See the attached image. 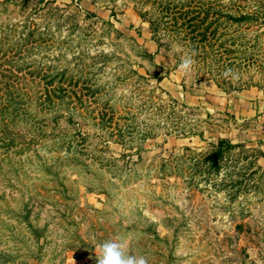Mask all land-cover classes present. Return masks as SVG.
Instances as JSON below:
<instances>
[{"label":"rangeland","instance_id":"374dc122","mask_svg":"<svg viewBox=\"0 0 264 264\" xmlns=\"http://www.w3.org/2000/svg\"><path fill=\"white\" fill-rule=\"evenodd\" d=\"M263 100L264 0H0V264H264Z\"/></svg>","mask_w":264,"mask_h":264},{"label":"clouds","instance_id":"9594fccd","mask_svg":"<svg viewBox=\"0 0 264 264\" xmlns=\"http://www.w3.org/2000/svg\"><path fill=\"white\" fill-rule=\"evenodd\" d=\"M195 63L192 56L186 55L182 57L179 70L189 73ZM231 69L225 71L224 75L228 76ZM127 239L117 237L104 241L99 246L100 254L96 257V264H148L144 256L128 255L126 253Z\"/></svg>","mask_w":264,"mask_h":264},{"label":"trees","instance_id":"16d2710c","mask_svg":"<svg viewBox=\"0 0 264 264\" xmlns=\"http://www.w3.org/2000/svg\"><path fill=\"white\" fill-rule=\"evenodd\" d=\"M235 144H232L229 140L227 139H220L217 148L213 150L210 154H208L205 158L204 161L206 164H209L210 169H215L218 171V169L221 167L223 160L225 158V154L229 153L233 147H235ZM237 158L236 160H238ZM238 163V162H237ZM242 171H245L243 173H246L248 170L244 166H241L238 170V175L242 173ZM258 172H252V175H255ZM253 177V176H252ZM244 178V175L242 176Z\"/></svg>","mask_w":264,"mask_h":264},{"label":"crops","instance_id":"0c3cea01","mask_svg":"<svg viewBox=\"0 0 264 264\" xmlns=\"http://www.w3.org/2000/svg\"><path fill=\"white\" fill-rule=\"evenodd\" d=\"M263 103H264V100H263Z\"/></svg>","mask_w":264,"mask_h":264}]
</instances>
